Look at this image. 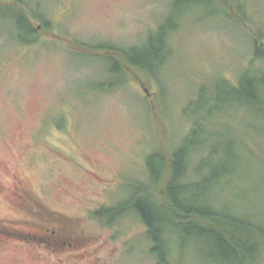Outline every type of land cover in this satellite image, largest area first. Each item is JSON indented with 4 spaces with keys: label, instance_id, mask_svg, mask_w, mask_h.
Wrapping results in <instances>:
<instances>
[{
    "label": "rangeland",
    "instance_id": "374dc122",
    "mask_svg": "<svg viewBox=\"0 0 264 264\" xmlns=\"http://www.w3.org/2000/svg\"><path fill=\"white\" fill-rule=\"evenodd\" d=\"M222 2L232 18L197 3L188 19L176 20L170 53L154 73L121 58L128 70L122 83L113 71L115 48H144L174 11L173 0H16L0 9V264H155L133 208L101 218L96 211L148 185L146 157L176 147L192 128V115L203 111L195 102L201 86L211 102V134L192 149L213 151L214 177L226 174L214 178L207 197L215 203L217 192L223 208L261 222L264 113L243 105L216 109L226 88L212 84L261 74L264 0ZM19 14L35 27L32 16L45 15L50 27L27 42L16 26ZM231 137L239 138L232 161ZM200 153L188 170L199 169ZM181 243L175 250H192L196 259L204 248ZM202 254L203 264H215Z\"/></svg>",
    "mask_w": 264,
    "mask_h": 264
},
{
    "label": "trees",
    "instance_id": "16d2710c",
    "mask_svg": "<svg viewBox=\"0 0 264 264\" xmlns=\"http://www.w3.org/2000/svg\"><path fill=\"white\" fill-rule=\"evenodd\" d=\"M173 1L175 2L174 11L164 17V21L154 33L149 34L144 48L140 50L135 47L115 48L116 60L113 71L119 76L118 83H122L124 74L128 73L124 63L129 64L128 67L131 65L137 67L142 74H152L158 69L159 64L164 63L171 50L167 41L168 33L178 27L180 22L176 20L188 19L189 11L194 4L200 3L205 8L208 6L210 13L221 10L227 17L232 18L228 14L229 8L223 4L222 0ZM15 3L16 0H3L0 9L11 8ZM240 4L238 7L244 8L242 3ZM238 11L242 13L241 10ZM32 17L39 20L38 27L33 26L28 17L20 14L16 21L17 29L22 37L26 36L27 42L35 41L41 30H47L50 27L45 15L37 14ZM254 51L256 52L254 57L263 56L256 43ZM251 74L252 76L247 72L243 73L237 78V84H232L225 79L216 80L212 88L220 92L225 87L226 98L225 100L216 99L215 108L222 111L225 108L230 109L233 105H243V107L259 109L261 114L264 113V68L261 69L260 75ZM255 78L259 79L258 83ZM106 88L108 86H104V89ZM205 89V86H201L195 100L203 111L192 115V128L181 142L167 152L158 149L151 151L146 157L144 163L148 185L138 188L132 198L125 203L113 208H101L96 213L101 218L103 214L114 215L129 207L133 208L146 227L145 236L149 240L147 251L155 258V264H200V260L203 264L205 257L202 252L211 256L215 264H261L264 257V218L260 222L254 217H244L234 213L232 207L225 206L226 209H224L217 192L215 203L207 197V189L214 178L223 177L226 174L220 170V173L215 174L217 177H214V170L208 162L213 151L204 149V146L192 149L193 143L201 139L202 134L206 136L211 134L207 123L213 118V114L209 107L211 102L208 103L203 96ZM220 94L223 95V93ZM238 143V137L228 139L226 157L229 156L231 161L233 154L238 151L234 145ZM199 151L201 155L194 163H199V169L209 167L211 171L208 174L198 173V166L192 171L187 168L190 157L198 154ZM217 168L220 167H215ZM220 186L217 185V189ZM184 239L194 244L200 243L204 247L202 252H197V259L192 250H175V241L177 240L182 247L181 242Z\"/></svg>",
    "mask_w": 264,
    "mask_h": 264
}]
</instances>
